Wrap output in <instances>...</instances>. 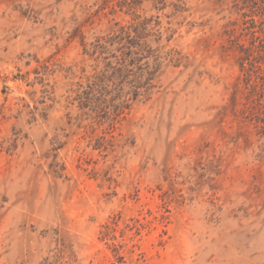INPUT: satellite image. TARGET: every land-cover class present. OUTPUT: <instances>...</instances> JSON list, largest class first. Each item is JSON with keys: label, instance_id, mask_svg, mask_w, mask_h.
Returning <instances> with one entry per match:
<instances>
[{"label": "rangeland", "instance_id": "obj_1", "mask_svg": "<svg viewBox=\"0 0 264 264\" xmlns=\"http://www.w3.org/2000/svg\"><path fill=\"white\" fill-rule=\"evenodd\" d=\"M0 264H264V0H0Z\"/></svg>", "mask_w": 264, "mask_h": 264}]
</instances>
